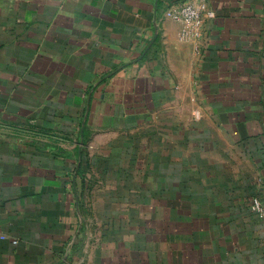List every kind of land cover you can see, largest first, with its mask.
Wrapping results in <instances>:
<instances>
[{
    "label": "crops",
    "instance_id": "obj_1",
    "mask_svg": "<svg viewBox=\"0 0 264 264\" xmlns=\"http://www.w3.org/2000/svg\"><path fill=\"white\" fill-rule=\"evenodd\" d=\"M256 197L264 0H0V264H264Z\"/></svg>",
    "mask_w": 264,
    "mask_h": 264
},
{
    "label": "built area",
    "instance_id": "obj_2",
    "mask_svg": "<svg viewBox=\"0 0 264 264\" xmlns=\"http://www.w3.org/2000/svg\"><path fill=\"white\" fill-rule=\"evenodd\" d=\"M205 5H196L194 3H182L176 8L168 12V16L182 25L183 36L190 39H197L201 35V32L205 25ZM196 119H200L199 112L194 114ZM253 213L263 217L264 216V203L259 198H254L250 206Z\"/></svg>",
    "mask_w": 264,
    "mask_h": 264
},
{
    "label": "rangeland",
    "instance_id": "obj_3",
    "mask_svg": "<svg viewBox=\"0 0 264 264\" xmlns=\"http://www.w3.org/2000/svg\"><path fill=\"white\" fill-rule=\"evenodd\" d=\"M256 198H258V197H256ZM260 199V198H259ZM261 200V199H260ZM262 201V200H261ZM252 202V201H251ZM250 206H251V203H250ZM250 210H251V208H250ZM252 211V210H251Z\"/></svg>",
    "mask_w": 264,
    "mask_h": 264
},
{
    "label": "trees",
    "instance_id": "obj_4",
    "mask_svg": "<svg viewBox=\"0 0 264 264\" xmlns=\"http://www.w3.org/2000/svg\"><path fill=\"white\" fill-rule=\"evenodd\" d=\"M263 202V201H262Z\"/></svg>",
    "mask_w": 264,
    "mask_h": 264
}]
</instances>
